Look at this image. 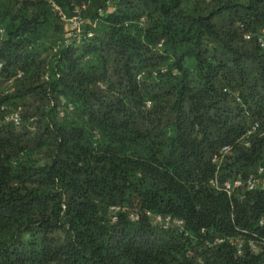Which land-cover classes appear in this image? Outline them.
Wrapping results in <instances>:
<instances>
[{"label": "trees", "instance_id": "16d2710c", "mask_svg": "<svg viewBox=\"0 0 264 264\" xmlns=\"http://www.w3.org/2000/svg\"><path fill=\"white\" fill-rule=\"evenodd\" d=\"M39 2L0 0V264H264V171L211 184L264 169V0H79L69 42Z\"/></svg>", "mask_w": 264, "mask_h": 264}, {"label": "built area", "instance_id": "2783aa9c", "mask_svg": "<svg viewBox=\"0 0 264 264\" xmlns=\"http://www.w3.org/2000/svg\"><path fill=\"white\" fill-rule=\"evenodd\" d=\"M51 8L53 9L54 12L59 13L61 15L62 18H65V14L62 11V7L61 5H59L57 3L56 0H48ZM86 3L83 4V8H86ZM71 21L73 22L72 24V28L70 29L69 33H68V40L67 42L77 39L78 41H81L80 38H77V33L80 32V23L78 20L77 16H74ZM4 33V29L1 28L0 29V36L1 34ZM91 35V33H90ZM246 39L251 40L254 38L252 33H247L245 35ZM256 40L259 43L261 48H264V34H260L258 36H256ZM2 63H0V69L2 68ZM22 72L19 71L16 78L17 77H21L22 76ZM11 83H13V80H11ZM21 109L8 113L6 116L7 121L13 122L16 125H20L21 124ZM259 128V123H255L252 127V129L249 131V135L252 134L253 132L257 131ZM231 151V146L229 145H225L221 148V150L219 152H217L213 158V162L215 164L218 165V167L221 166L222 162L225 160L226 156L230 153ZM264 169L261 168L259 170V174H251L246 178H236L234 180H227L225 181L223 184L220 183L218 176H216L215 178H213L211 180V184L217 188V189H221L224 192H226L228 195H233L237 190L242 189V188H246L247 190H254L256 188H258L262 183V177L261 174L263 173ZM117 217H114V220H116ZM158 220L163 222L165 224V227L168 228L171 225L172 219L171 217H166L165 219L162 216H158ZM263 223V221H262ZM177 225L183 227L184 226V221L183 220H179L177 222ZM203 232H205V229L202 230ZM225 242L224 238L221 237H215L212 240H208L207 241V245L210 247H213L215 245H219L221 243ZM253 249H257V245L255 243H251ZM242 253V245H240V250H239V254Z\"/></svg>", "mask_w": 264, "mask_h": 264}, {"label": "rangeland", "instance_id": "374dc122", "mask_svg": "<svg viewBox=\"0 0 264 264\" xmlns=\"http://www.w3.org/2000/svg\"><path fill=\"white\" fill-rule=\"evenodd\" d=\"M39 1L40 0H32L33 5L37 10L39 9V7H41V3ZM73 1H74L73 2L74 6H73V11H71V13L66 12L65 9L62 8V11L65 14V18H62L59 13H57V14L61 17L62 21L64 22V26H65L66 30H68V31L72 28L73 22L71 21V19L74 16H77L79 23H80V29L81 30H79L80 32L77 33L76 37L83 40V38L85 37V33L83 31V26H84V23H86V19H88V16H86V14H84L85 11L82 12V10L80 9V7L78 5L79 0H73ZM89 36H90V34H89ZM14 90H15V87H8V88H5V93H11V92H14Z\"/></svg>", "mask_w": 264, "mask_h": 264}]
</instances>
